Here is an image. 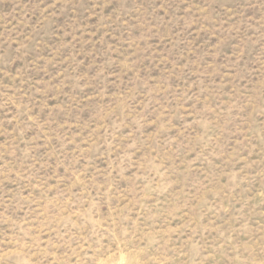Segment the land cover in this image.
<instances>
[{
	"label": "rangeland",
	"instance_id": "rangeland-1",
	"mask_svg": "<svg viewBox=\"0 0 264 264\" xmlns=\"http://www.w3.org/2000/svg\"><path fill=\"white\" fill-rule=\"evenodd\" d=\"M0 264H264V0H0Z\"/></svg>",
	"mask_w": 264,
	"mask_h": 264
}]
</instances>
